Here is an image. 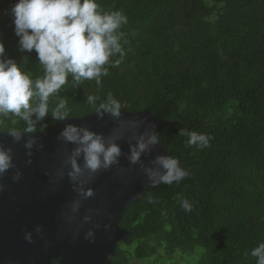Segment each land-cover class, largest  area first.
I'll return each instance as SVG.
<instances>
[{
  "label": "trees",
  "instance_id": "1",
  "mask_svg": "<svg viewBox=\"0 0 264 264\" xmlns=\"http://www.w3.org/2000/svg\"><path fill=\"white\" fill-rule=\"evenodd\" d=\"M1 2V1H0ZM128 18L123 56L102 86L71 77L59 93L68 116L95 110L86 96L111 92L122 108L150 109L157 137L189 175L179 184L149 186L119 224L133 232L112 264H256L251 250L264 242V0H97ZM0 41L33 79L43 75L36 53H22L12 17L0 11ZM54 104L50 98L49 108ZM15 119V122L13 120ZM50 116L37 125L45 130ZM0 118V130L23 129ZM187 128L212 137L211 146H186ZM159 203L151 204L149 197ZM180 198L193 205L184 211ZM153 260L150 261V258ZM142 264V263H139Z\"/></svg>",
  "mask_w": 264,
  "mask_h": 264
},
{
  "label": "clouds",
  "instance_id": "2",
  "mask_svg": "<svg viewBox=\"0 0 264 264\" xmlns=\"http://www.w3.org/2000/svg\"><path fill=\"white\" fill-rule=\"evenodd\" d=\"M12 17L18 48L22 53H36V61L42 66L43 75L33 79L14 58L6 56L5 45L0 41V118H18L23 122V129L11 128L9 134L15 142L24 140L29 158L37 144L35 134L37 125L51 117L56 121L68 118L66 100L59 96L62 88L71 77L74 85L85 80L95 81L102 86V77L109 74V67H118L120 60L111 58L123 56L121 40L123 25L128 23L127 16L119 10L104 11L97 0H15L8 10ZM50 98L54 104L49 108ZM86 103L90 105L99 119L108 114L120 121L123 116L121 102L109 92L106 98L97 104L99 97L87 95ZM15 122V119L13 120ZM129 126L105 136L95 130L73 123H67L58 135V139L74 147L64 160L67 176L78 198L72 202V211L78 212L83 200L95 195L87 187L90 180L103 170L120 163L122 147L118 142L126 133L129 152L127 160L131 165L139 164L147 180L153 184H179L188 175L178 158L157 154L151 162L145 164L142 156L150 154L160 143L156 132L150 128L138 131L142 121H129ZM178 135L187 137L186 146L205 149L211 146L206 133L187 128H180ZM43 147V145H40ZM31 159L27 163H31ZM15 167L13 150L0 144V177ZM22 173L17 171L14 180H19ZM3 185H0V190ZM149 203L157 204V197L150 196ZM180 207L186 211L193 210L187 198L179 199ZM84 221H91V215H85ZM36 232H42L37 226ZM93 230L85 234V239L93 238ZM25 239L31 243L33 233L27 231ZM250 255L256 264H264V242L251 250Z\"/></svg>",
  "mask_w": 264,
  "mask_h": 264
},
{
  "label": "water",
  "instance_id": "3",
  "mask_svg": "<svg viewBox=\"0 0 264 264\" xmlns=\"http://www.w3.org/2000/svg\"><path fill=\"white\" fill-rule=\"evenodd\" d=\"M120 121L108 114L99 119L94 112L68 116L35 134L37 144L29 158L24 140L15 142L8 130H0V144L13 150L15 167L0 177V264H112L117 245L128 240L133 232L119 224L130 205L143 196L151 184L139 164L127 160L128 136L118 142L122 147L120 163L103 170L90 180L95 195L83 200L78 212L72 211V202L78 198L67 176L64 160L74 145L58 139L67 123L88 127L106 137L129 126V121H142L144 128L157 131L155 114L150 109L130 111L123 107ZM22 130V129H18ZM160 141V139H159ZM43 145V147H40ZM157 154L167 155L160 143L150 154L142 156L145 164ZM31 159V163L27 161ZM22 173L19 180L13 175ZM158 185V184H156ZM91 215L85 222L84 216ZM37 226L42 232L37 233ZM93 230L94 237L85 239ZM33 233V241L25 233Z\"/></svg>",
  "mask_w": 264,
  "mask_h": 264
},
{
  "label": "rangeland",
  "instance_id": "4",
  "mask_svg": "<svg viewBox=\"0 0 264 264\" xmlns=\"http://www.w3.org/2000/svg\"><path fill=\"white\" fill-rule=\"evenodd\" d=\"M0 11L7 17V18H11L10 14H9V9L10 6L15 2V0H0ZM153 260V257L150 258V261ZM132 264H146L147 260H140L138 258H134L131 260ZM170 264H186L185 259L183 257L180 258H174L173 261Z\"/></svg>",
  "mask_w": 264,
  "mask_h": 264
},
{
  "label": "flooded vegetation",
  "instance_id": "5",
  "mask_svg": "<svg viewBox=\"0 0 264 264\" xmlns=\"http://www.w3.org/2000/svg\"><path fill=\"white\" fill-rule=\"evenodd\" d=\"M119 244L129 245L128 240H126V241H121V242L118 243V245H119ZM118 245H117V247H118ZM54 264H57V262L55 261Z\"/></svg>",
  "mask_w": 264,
  "mask_h": 264
}]
</instances>
